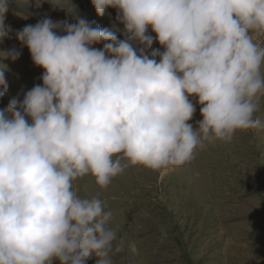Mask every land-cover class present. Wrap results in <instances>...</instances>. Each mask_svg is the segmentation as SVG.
<instances>
[{
	"label": "clouds",
	"instance_id": "9594fccd",
	"mask_svg": "<svg viewBox=\"0 0 264 264\" xmlns=\"http://www.w3.org/2000/svg\"><path fill=\"white\" fill-rule=\"evenodd\" d=\"M91 2L98 16L118 10L124 40L82 18H45L18 34L44 72L42 86L0 109V264H87L93 254L112 264V213L74 181L90 175L106 190L130 166L164 177L197 149L262 126L264 0ZM6 12L0 0V38ZM149 28L163 52L148 54Z\"/></svg>",
	"mask_w": 264,
	"mask_h": 264
},
{
	"label": "rangeland",
	"instance_id": "374dc122",
	"mask_svg": "<svg viewBox=\"0 0 264 264\" xmlns=\"http://www.w3.org/2000/svg\"><path fill=\"white\" fill-rule=\"evenodd\" d=\"M117 16L116 8L98 16L91 0H7L0 38L7 92L0 97V109L14 99L19 105L29 90L43 84L42 68L35 66V76L27 79L20 73L21 58H31L18 39L26 25L45 18L75 24L82 18L124 40ZM148 31L154 37L148 54L163 52L155 33ZM57 34L66 33L60 28ZM256 42L264 45V37ZM93 47L103 49V44ZM134 47L142 46L134 42ZM190 99L196 111L189 123L195 129L202 116L197 99ZM256 115L260 128L238 131L231 143L197 149L191 163L164 177L130 166L106 190L90 175L73 182L78 196L90 199L99 193L105 211L112 213L109 226L117 233L112 264H264V97ZM121 243L123 251L115 252ZM87 264H97V257L93 254Z\"/></svg>",
	"mask_w": 264,
	"mask_h": 264
}]
</instances>
